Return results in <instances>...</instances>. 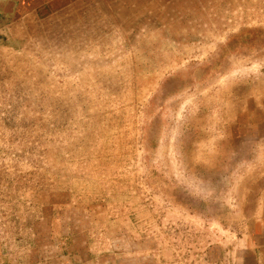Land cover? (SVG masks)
<instances>
[{"label":"rangeland","instance_id":"374dc122","mask_svg":"<svg viewBox=\"0 0 264 264\" xmlns=\"http://www.w3.org/2000/svg\"><path fill=\"white\" fill-rule=\"evenodd\" d=\"M112 1L0 18L2 264L125 235L206 264L239 232L261 148L227 125L264 101V0Z\"/></svg>","mask_w":264,"mask_h":264},{"label":"crops","instance_id":"0c3cea01","mask_svg":"<svg viewBox=\"0 0 264 264\" xmlns=\"http://www.w3.org/2000/svg\"><path fill=\"white\" fill-rule=\"evenodd\" d=\"M70 1L0 0V18L13 20L16 17L18 19L25 14L32 15L30 14L32 11L41 15L43 9L55 6L57 3L60 7H71ZM96 1L100 2L98 5L101 7L111 6L110 4L113 3L112 0ZM133 1L143 2V5L147 7V0ZM113 7H116L114 3ZM254 104L255 107L252 106L251 109L247 106L245 115H241L236 121H230L227 128L235 131L232 134L234 138L239 135L245 138L244 142H255L254 147L261 148L256 151L255 162L256 166L260 164L263 169L257 175L240 179V182L248 186L243 195L246 201L240 204L242 221L239 232L227 243L210 248L206 264H264V101L257 100ZM129 236L125 235L121 241L116 242L117 244H106L105 248L92 245L96 249V254L89 253L78 242L68 243L70 245L68 248L67 244L62 249L60 247V252L54 255L48 250L44 253V250L40 249L35 258L23 264H161L158 256L151 253L150 248L147 247V240L137 241ZM67 237L68 235H65L64 239ZM85 245L88 246L89 241ZM47 248L50 249V246ZM216 248L218 256L213 254ZM55 250L57 249L53 251Z\"/></svg>","mask_w":264,"mask_h":264},{"label":"flooded vegetation","instance_id":"af4514ba","mask_svg":"<svg viewBox=\"0 0 264 264\" xmlns=\"http://www.w3.org/2000/svg\"><path fill=\"white\" fill-rule=\"evenodd\" d=\"M23 263H24V262H22V261L20 262V264H23Z\"/></svg>","mask_w":264,"mask_h":264},{"label":"bare ground","instance_id":"6f19581e","mask_svg":"<svg viewBox=\"0 0 264 264\" xmlns=\"http://www.w3.org/2000/svg\"><path fill=\"white\" fill-rule=\"evenodd\" d=\"M185 1V0H184ZM194 1V0H193ZM184 5V4H183Z\"/></svg>","mask_w":264,"mask_h":264}]
</instances>
